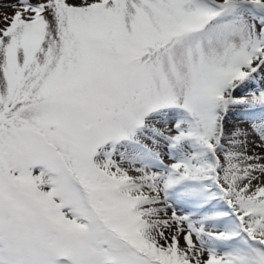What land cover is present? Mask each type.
<instances>
[{"label":"snow or ice","instance_id":"obj_1","mask_svg":"<svg viewBox=\"0 0 264 264\" xmlns=\"http://www.w3.org/2000/svg\"><path fill=\"white\" fill-rule=\"evenodd\" d=\"M12 7L0 264H264V0Z\"/></svg>","mask_w":264,"mask_h":264},{"label":"rangeland","instance_id":"obj_2","mask_svg":"<svg viewBox=\"0 0 264 264\" xmlns=\"http://www.w3.org/2000/svg\"><path fill=\"white\" fill-rule=\"evenodd\" d=\"M18 0H0V18L4 17V16H11L12 13L14 12V8L12 7V5L17 4ZM32 2H37V0H32ZM0 26H3V20L0 19ZM255 90V86L254 85H249L247 88L242 89V90H238L235 94L237 96H246L248 94L249 91H254ZM254 115L259 116L260 112L259 109H256L254 112ZM249 118V114L246 113L244 110L242 109H237L234 111V113L231 115L230 117V121L232 123H242L243 126H247L246 123H243L245 121H247ZM254 151L259 152L260 149L259 148H254ZM183 242V241H182Z\"/></svg>","mask_w":264,"mask_h":264}]
</instances>
